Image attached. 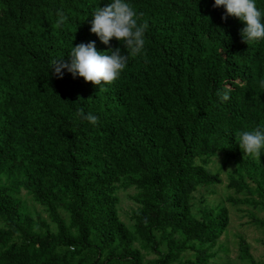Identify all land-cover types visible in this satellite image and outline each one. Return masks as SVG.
I'll list each match as a JSON object with an SVG mask.
<instances>
[{"label": "trees", "instance_id": "16d2710c", "mask_svg": "<svg viewBox=\"0 0 264 264\" xmlns=\"http://www.w3.org/2000/svg\"><path fill=\"white\" fill-rule=\"evenodd\" d=\"M110 2L0 0V264H215L229 253L226 203L264 214V150L244 157L235 135L264 129V39L244 43L214 0H127L148 25L143 53L108 85L57 77L53 62L81 43L127 54L90 31ZM229 167L232 195L207 204ZM129 189L127 225L117 192ZM238 248L239 264H260Z\"/></svg>", "mask_w": 264, "mask_h": 264}, {"label": "clouds", "instance_id": "9594fccd", "mask_svg": "<svg viewBox=\"0 0 264 264\" xmlns=\"http://www.w3.org/2000/svg\"><path fill=\"white\" fill-rule=\"evenodd\" d=\"M215 8L224 7L227 16L235 17L245 24L240 31L244 43L256 42L264 39V22L261 11L258 10L255 0H214ZM139 15L134 6L127 0H111L103 8H98L91 19V33L95 34L101 43L109 45L115 38L126 50V55L121 53L120 48L111 49L101 53L96 49L95 41L81 43L72 47L67 59H59L53 62L54 74L62 78V72L67 70L73 78H83L85 83L94 86L105 85L114 82L119 74L126 68L130 57H136L143 53L145 48V33L147 23H139ZM68 17L62 12L57 13L56 27L66 23ZM264 88V79L259 81ZM99 88V91H106ZM222 100L227 101V92H218ZM81 119L92 125L98 123V117L91 112L86 115L83 109L78 113ZM237 145L244 157L261 158L264 150V129L238 131L236 134Z\"/></svg>", "mask_w": 264, "mask_h": 264}, {"label": "rangeland", "instance_id": "374dc122", "mask_svg": "<svg viewBox=\"0 0 264 264\" xmlns=\"http://www.w3.org/2000/svg\"><path fill=\"white\" fill-rule=\"evenodd\" d=\"M218 166L219 161H216L212 171H215ZM233 169L234 167L225 168L220 173L221 184L212 188V191L202 190L204 194L203 199L207 204L214 205L224 199L225 196L232 195V191L227 190L226 185L229 178L228 172L233 173ZM207 191L211 193H208ZM117 195L119 198L120 218L124 223L129 225V217L132 210L136 207L130 198L133 195V190H119ZM20 196L21 199L25 201V206L28 211L37 212L43 219L46 218V215L41 211V207L35 204L24 191H21ZM226 206L229 210L230 223L227 233L219 239L217 246L224 245L226 247L225 249L228 248L229 253L225 258L217 260L215 264H239L237 258L239 251L238 242L242 239L248 245L249 253L254 257V259L258 263L264 264V228L259 227L254 223L250 217V212L255 213L260 219H264V214L257 213L250 206L245 204L231 206L229 203H226Z\"/></svg>", "mask_w": 264, "mask_h": 264}]
</instances>
